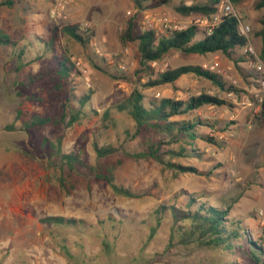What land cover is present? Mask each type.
Here are the masks:
<instances>
[{
  "label": "rangeland",
  "instance_id": "374dc122",
  "mask_svg": "<svg viewBox=\"0 0 264 264\" xmlns=\"http://www.w3.org/2000/svg\"><path fill=\"white\" fill-rule=\"evenodd\" d=\"M206 1L173 0L160 7H150L151 1H145L147 8L139 10L133 0H64L66 17L62 20L51 17L55 0H15L11 8L0 7V35L18 44L16 49L0 48V264H253L242 252L230 254L197 247L178 246L162 254L171 234L169 217L148 242L156 209L162 204L184 207L191 195L229 208L230 217L239 221L253 240L264 239V125L256 124L254 111L264 96L261 84L254 83L263 79L261 74L247 64L242 48L233 52L237 59L233 53L201 56L174 50L162 61L151 63L150 69H144L139 42H121L131 19L134 36L138 37L145 31L146 13L184 17L178 12L179 7ZM258 1L245 0L235 8L251 26L250 42L261 57L263 46L257 32L261 30L264 9H255ZM64 25H79L91 37L90 44L82 46L59 30L54 44L47 45L55 27ZM200 39L201 36L196 37ZM21 49L26 50L25 62L30 64L17 72L20 60L15 55ZM66 53L75 64L69 85L55 91L54 84L45 78L31 83L39 72L54 69ZM203 58L206 59L201 62ZM240 59L245 61V67L239 65ZM79 61L81 67L76 64ZM217 61L229 72L231 78L227 81L240 90L238 94L221 93L197 76L190 77L182 90L175 89L183 100L212 89L231 104L214 109L206 106L194 113L216 125L215 130L200 127L197 134L214 137L220 145L200 139L192 142L189 148L195 150L197 157L179 162L196 168L198 173L165 171L153 160L135 161L118 152L100 162L115 165L117 183L142 193V198L117 196L105 182L91 176L78 183L70 194L45 181L44 165L36 157L37 144L22 130L32 115L61 116L68 111L67 105L78 109L80 99L91 93L84 108L91 116L81 125L35 128V136L43 134L53 140L62 137L63 152L80 154L90 165L99 162L95 145L141 152L149 141L167 137L153 133L129 139L126 133L134 132L135 122L116 106L124 103L134 89L145 94L146 103L165 98L163 92L171 89L169 85H145L167 70L198 64L208 69ZM26 96L36 100L30 101ZM248 101L253 102L252 107L247 106ZM106 110L111 111V118L105 121ZM13 124L17 130L7 131L6 127ZM47 216L80 221L82 231L46 227L40 219ZM104 240L112 244L111 254L104 252ZM64 241L73 260L60 249Z\"/></svg>",
  "mask_w": 264,
  "mask_h": 264
},
{
  "label": "trees",
  "instance_id": "16d2710c",
  "mask_svg": "<svg viewBox=\"0 0 264 264\" xmlns=\"http://www.w3.org/2000/svg\"><path fill=\"white\" fill-rule=\"evenodd\" d=\"M139 10L147 8L145 1H151L150 7H160L170 4L173 0H133ZM234 6H238L245 0H231ZM220 0H207L205 3L192 5H183L177 10L180 14L187 16L191 14H202L209 16L216 11V6ZM15 0H3L0 7H13ZM256 10L264 9V0H259L255 6ZM54 36L47 45H53L61 30L65 35L76 41L82 46L90 44L91 37L81 31L79 25H64L54 29ZM198 29L194 26L180 32H176L168 37L157 38L154 31H144L138 37L134 36V20L127 23L125 31L121 36L123 45L130 42H139L140 64L144 69H150V64L162 61L171 51H180L186 54L207 55L213 53H223L231 55L237 48H243L248 40L241 36L238 31V21L236 18H226L214 30L213 34L206 36L201 40H196ZM261 38L263 52L261 58L264 59V16L261 19V30L257 32ZM17 42L10 37L0 35V48H17ZM26 50L21 49L15 56L20 60L17 72L24 69L30 62H25L24 56ZM75 64L71 56L67 53L57 60L54 69L39 72L31 78V83H35L41 78L52 82L55 91L62 90L64 85H69L73 78ZM193 74L199 78L205 79L213 84L221 93L238 94L240 90L228 83L222 76L205 69L201 65H183L175 69L167 70L159 75L156 80H150L145 87H154L159 85H173L180 77ZM118 79H123L119 77ZM30 101L36 100L33 96H26ZM91 99V93L80 99L78 109L69 105L61 116H41L32 115L24 123V130L29 139L37 144L36 157L42 161L46 172L45 181L59 187L67 194L77 189L78 183L84 178L90 176L94 180L105 182L114 194L125 198H142V193L134 191L130 187H125L117 183L116 166L108 162H100L105 158L122 152L128 158L135 161H155L165 171L173 173H198L194 167L185 166L179 162L181 159L195 158V150L190 149L192 142L200 139L209 144L220 146L216 138L207 134H197L200 127H208L215 130V123L203 120L194 113L206 106H231L229 101L217 94L207 92L192 96L188 100H177L173 98H162L151 100L146 103L145 94L139 89H134L129 98L116 106L119 112H127L135 122L133 133L127 132L129 139L150 134H163L167 138L158 141H149L147 148L141 152H128L123 147L113 145L94 146L95 153L99 162L94 165L88 164L80 154L75 152L64 153L62 150L63 138L51 139L43 134L35 136L33 129H42L47 127H58L64 125L66 128H73L75 125H81L83 121L89 118L85 111L86 105ZM39 100V99H37ZM93 114L97 115L95 110ZM22 116V111L18 112V118ZM111 118V111L106 110L104 120ZM257 125H264V96L260 104V110L255 116ZM7 131H16L17 127L9 125ZM182 142V144H180ZM173 145H178L176 148ZM117 163H120L118 161ZM196 195H191L184 207H178L175 204H162L154 214L155 223L150 228L148 242L155 238L159 228L166 218L172 220L171 234L169 244L162 254L168 253L172 248L181 246L185 248L197 247L201 249L222 250L230 254L242 252L253 264H264V239L258 237L253 240L249 233L242 228L241 223L230 217L229 208H223L211 205L199 200ZM40 223L46 227H71L79 228L81 222L75 219H68L60 216H47L40 219ZM79 231H82L79 228ZM106 254L113 252V246L108 240L102 242ZM244 244V245H243ZM60 249L64 255L73 260L69 245L64 241L60 244ZM161 255V254H159Z\"/></svg>",
  "mask_w": 264,
  "mask_h": 264
},
{
  "label": "built area",
  "instance_id": "2783aa9c",
  "mask_svg": "<svg viewBox=\"0 0 264 264\" xmlns=\"http://www.w3.org/2000/svg\"><path fill=\"white\" fill-rule=\"evenodd\" d=\"M55 3L56 6L51 11V17L56 20L65 19L66 3L64 0H55ZM129 14L131 15V13ZM231 17L236 18L238 21L239 34L248 40L247 44L242 48V56L247 59L246 62L251 68H253L258 74H261L263 79L259 82L264 91V61L250 42V36L252 33L251 26L244 22L243 16L236 11L231 0H220L216 6V11L209 16L191 14L184 17H174L169 14L154 15L152 13H146L143 21V28L145 31H154L157 38H160L162 36H171L176 32L184 31L194 26L198 29L202 38H205L206 36L212 35L214 30L224 19ZM85 26L89 27V24L86 23ZM76 64L78 67H81L82 65L80 61ZM208 70L219 74L224 79L229 76L228 72L221 68V64L218 61L208 68ZM157 95L160 97L161 94ZM262 100L263 97L260 99V102H262Z\"/></svg>",
  "mask_w": 264,
  "mask_h": 264
},
{
  "label": "crops",
  "instance_id": "0c3cea01",
  "mask_svg": "<svg viewBox=\"0 0 264 264\" xmlns=\"http://www.w3.org/2000/svg\"><path fill=\"white\" fill-rule=\"evenodd\" d=\"M198 36H201L200 34H199V32H198V35H197V37ZM201 39H203L202 38V36H201ZM200 39V40H201ZM261 45H262V42H261ZM261 51H263L262 50V48H261ZM219 53V52H218ZM233 53V52H232ZM213 54H215V53H213ZM213 54H212V56H213ZM201 56H205V55H201ZM233 56H234V58H239L238 56H236L234 53H233ZM215 57H217V58H219L218 56H215ZM206 58H203L202 60H201V62L202 61H204ZM237 61H239L238 63H239V65L241 66H243V67H245V63H243V62H245V61H243L242 59H240V60H237ZM199 65V64H198ZM201 66H205L204 64H201ZM228 78H226L225 80H228V79H230L231 78V76H230V74H229V72H228ZM192 76H195V75H193V74H188V75H184V76H182V77H180V79H178V81H176V83H174L173 85H169L170 87H171V89H165L166 91H164L163 92V94H164V97L165 98H173V99H177V100H183L181 97H179V95H178V93H180V91H176L175 89H179V90H182V88L184 87V85H185V83L189 80V78L190 77H192ZM260 80H255L254 81V83H256V84H258V86H259V82ZM207 93H209V94H211V95H213L214 94V91L211 89L210 91H207ZM191 98V97H190ZM188 100V99H187ZM247 106L248 107H252L253 106V102L252 101H248V103H247ZM208 108L209 109H214V108H216L215 106H208ZM259 110H260V107H256L255 109H254V111L256 112V113H258L259 112ZM197 112V111H196ZM194 116V115H193Z\"/></svg>",
  "mask_w": 264,
  "mask_h": 264
}]
</instances>
